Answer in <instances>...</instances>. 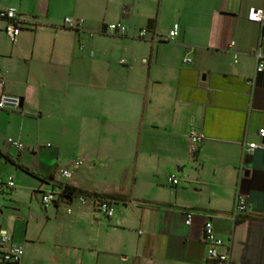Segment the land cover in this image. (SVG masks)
Masks as SVG:
<instances>
[{"label": "crops", "instance_id": "crops-1", "mask_svg": "<svg viewBox=\"0 0 264 264\" xmlns=\"http://www.w3.org/2000/svg\"><path fill=\"white\" fill-rule=\"evenodd\" d=\"M263 7L264 0H0V11L17 10L21 28L12 42L0 20L3 90L23 100L16 112L0 111V127L16 132L0 138V177L21 170L29 179L25 211L15 183L0 192V231L22 247L19 264H210L207 220L228 264H264V150L247 153L264 130V22L247 14ZM66 17L81 25L64 26ZM111 24L125 33H105ZM174 24L177 37L167 42ZM66 120L100 144L75 147L80 166L59 148L23 144L26 121L31 139H58ZM190 130L202 136L195 152ZM59 184L88 201L57 196L44 208L41 194ZM238 194L251 208L232 223ZM95 195L111 198L113 217L95 208Z\"/></svg>", "mask_w": 264, "mask_h": 264}, {"label": "built area", "instance_id": "built-area-1", "mask_svg": "<svg viewBox=\"0 0 264 264\" xmlns=\"http://www.w3.org/2000/svg\"><path fill=\"white\" fill-rule=\"evenodd\" d=\"M247 19L250 22L256 24H262L264 22V7L263 8H250L248 10ZM0 20L5 22L4 32L5 35L10 39V41L14 42L21 30L19 19L17 17V10L15 8H8L5 11H0ZM64 26L68 28H76L81 25V22L75 21L72 18H65L63 21ZM178 25L174 24L170 31L166 36L167 42H173L178 34ZM105 33L109 35H123L125 33V28L121 24H111L106 26ZM145 35L144 31L139 32L138 37H143ZM233 44V43H231ZM257 58L259 62L255 69L256 73H261L263 70V58L260 54H257ZM184 63H189L188 60H184ZM122 63V62H120ZM3 77L0 72V111L6 112H16L18 111L20 105V98L14 95H10L4 92L3 90ZM259 137L262 139L260 144L249 143L247 145V153H251L252 150H264V130L258 131ZM188 141L190 145V149L192 152L197 150V147L202 141V136L195 132L194 130H190L188 133ZM10 144H12L15 148L21 150L22 145L16 141L11 139L8 140ZM81 165L80 161L74 162V167H78ZM70 172L68 170L61 171V176L64 179L70 178ZM168 183L170 185H176V179L173 176L168 178ZM4 187L8 190L14 189V182L10 177L1 178L0 177V192L1 188ZM61 190H50L45 191L41 194V205L46 208L50 204L54 203L56 197L59 196ZM80 204H85L88 201V198L85 196L77 195L75 196ZM95 206V208L105 217L111 218L114 216V207L112 205L111 200H103V199H91ZM251 206L248 203L247 199L238 194L235 198L233 213L231 215V221L234 223L236 221V216L247 213L250 210ZM194 212L186 213L185 225H190L192 218L194 217ZM204 233H203V241L207 245V263L210 264H228V255L227 253L219 252V249L223 247V242L216 236L213 231V226L210 220H207L204 224ZM0 262L1 264H19L21 261V257L23 255L22 247L18 245H14L11 242V235L5 231H0Z\"/></svg>", "mask_w": 264, "mask_h": 264}, {"label": "rangeland", "instance_id": "rangeland-1", "mask_svg": "<svg viewBox=\"0 0 264 264\" xmlns=\"http://www.w3.org/2000/svg\"><path fill=\"white\" fill-rule=\"evenodd\" d=\"M66 18H72V17H66ZM16 117V116H15ZM13 117L11 118L12 121L17 120L16 118ZM7 119V118H6ZM25 128L23 130V135H24V143L23 144H27V143H32L30 145L35 146V148H41V149H54V148H59L60 149V153L62 158L67 161L69 160L70 162H75L78 159L77 156V152L75 147H81V151H83L84 149H91L92 147L98 148L99 147V141L97 139H93L92 137L90 138V134H86V130L82 129V132L80 133V131H75L74 128V124L71 123L70 121L66 120L64 123L65 125L63 129H65V131L61 134H59L58 139L55 136H50L47 135L45 136L44 134H40L38 135V137L36 139H31V137L29 136V134L31 135V133H29V121H26ZM4 124V123H3ZM17 125V124H16ZM3 127L5 128L6 125L4 124L2 127H0V138H13L16 135V132H12V127L8 130L3 129ZM15 131H17V126L15 127ZM14 131V130H13ZM59 133V131H58ZM42 150V151H43ZM45 150V151H46ZM81 158V157H79ZM79 161H81L80 159H78ZM25 161L28 162V159L25 158ZM32 160L29 159V163ZM82 162V161H81ZM69 164V162L67 163ZM68 166V165H67ZM68 168H70L68 166ZM17 175L16 177L12 176L13 181L15 183V189L16 190H21L22 192H24L25 194L22 196V199H17L16 201H20V206L22 207L23 211L26 210L27 208V200L25 198V196H27V194H29V179L26 178L23 174V172L21 170L17 171ZM27 193V194H26ZM13 206H10V209ZM12 211V210H11ZM10 211V212H11ZM8 214L7 211H3V215L6 216Z\"/></svg>", "mask_w": 264, "mask_h": 264}, {"label": "trees", "instance_id": "trees-1", "mask_svg": "<svg viewBox=\"0 0 264 264\" xmlns=\"http://www.w3.org/2000/svg\"><path fill=\"white\" fill-rule=\"evenodd\" d=\"M58 189L61 190L60 194H59V198L60 199H71L72 197H75L77 195L80 196H87L85 193H83L80 190L71 188L67 185H58ZM94 199H103V200H111V198L109 197H100V196H93Z\"/></svg>", "mask_w": 264, "mask_h": 264}, {"label": "water", "instance_id": "water-1", "mask_svg": "<svg viewBox=\"0 0 264 264\" xmlns=\"http://www.w3.org/2000/svg\"><path fill=\"white\" fill-rule=\"evenodd\" d=\"M22 104H23V100L20 99V105H19V108H20V109L22 108Z\"/></svg>", "mask_w": 264, "mask_h": 264}]
</instances>
